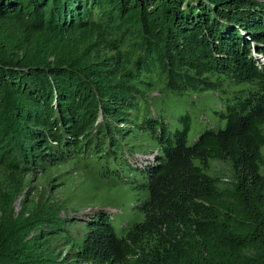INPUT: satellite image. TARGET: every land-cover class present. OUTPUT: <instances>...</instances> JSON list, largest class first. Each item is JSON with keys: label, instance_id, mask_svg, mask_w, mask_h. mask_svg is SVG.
Instances as JSON below:
<instances>
[{"label": "trees", "instance_id": "obj_1", "mask_svg": "<svg viewBox=\"0 0 264 264\" xmlns=\"http://www.w3.org/2000/svg\"><path fill=\"white\" fill-rule=\"evenodd\" d=\"M252 45L264 50V0H0V176L12 199L25 177L75 158H104L117 175L126 165L148 189L121 236L105 209L79 239L65 227L74 219L51 214L30 238L16 221L0 264H264V66ZM223 77L250 84L225 101L224 128L189 144L190 114L175 131L151 115L156 83L226 93ZM134 128L158 144L141 167L127 159L144 151L125 140ZM214 161L231 165L225 186ZM55 238L65 253L44 246Z\"/></svg>", "mask_w": 264, "mask_h": 264}, {"label": "rangeland", "instance_id": "obj_2", "mask_svg": "<svg viewBox=\"0 0 264 264\" xmlns=\"http://www.w3.org/2000/svg\"><path fill=\"white\" fill-rule=\"evenodd\" d=\"M243 35L250 37L246 33ZM251 49L256 63L264 66V50L257 51V47L253 45ZM223 79L226 93L222 89L186 91L183 94L166 90L159 92L163 90L164 82L162 85L156 83L154 90L146 94L151 115L164 119L168 130L175 131L184 126L181 116L190 114L189 144H193L203 128H224L226 120L221 117V113L226 111L225 101L250 87L249 83L229 84L230 81L226 77ZM146 113L150 115L146 101H142L138 109L140 120L136 123L139 124ZM136 132L138 129L134 128L125 140L134 141L137 147H143L144 151L127 155V159L135 166L141 167L154 160L158 144L148 132ZM195 162L200 164L199 160ZM113 169L115 165L106 162L104 158H75L50 167L45 172L25 177L24 190L15 193L13 199L10 183L4 176H0V235L8 226L13 229L15 222L19 221L25 226L19 229L23 235L26 238L33 237L39 227L48 229L51 226V222L46 219L53 214L65 220L74 219V224H66L65 227L70 231L71 237L79 239L83 234L85 216L97 209H105L115 213L112 223L117 235L121 236L123 224L142 220L143 216L137 205L148 196V189L141 172L122 165L117 175L113 173ZM212 173L221 177V184L224 186L233 176L230 163L221 161H214ZM262 173L264 174V166ZM141 183V187L135 188ZM10 198L12 201L8 209ZM65 244L64 238H55L49 245L45 243L44 246L47 250L65 253Z\"/></svg>", "mask_w": 264, "mask_h": 264}]
</instances>
